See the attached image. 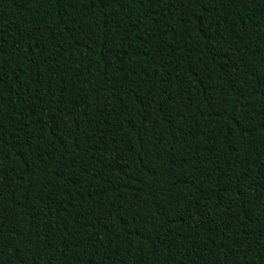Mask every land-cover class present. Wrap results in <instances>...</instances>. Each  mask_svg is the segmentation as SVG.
Listing matches in <instances>:
<instances>
[{
  "label": "trees",
  "instance_id": "1",
  "mask_svg": "<svg viewBox=\"0 0 264 264\" xmlns=\"http://www.w3.org/2000/svg\"><path fill=\"white\" fill-rule=\"evenodd\" d=\"M0 264H264V0H0Z\"/></svg>",
  "mask_w": 264,
  "mask_h": 264
}]
</instances>
